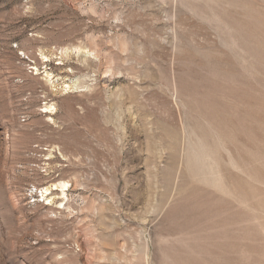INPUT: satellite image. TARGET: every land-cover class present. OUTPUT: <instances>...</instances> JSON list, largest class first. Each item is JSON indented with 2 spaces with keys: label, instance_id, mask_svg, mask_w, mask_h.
I'll list each match as a JSON object with an SVG mask.
<instances>
[{
  "label": "rangeland",
  "instance_id": "374dc122",
  "mask_svg": "<svg viewBox=\"0 0 264 264\" xmlns=\"http://www.w3.org/2000/svg\"><path fill=\"white\" fill-rule=\"evenodd\" d=\"M0 264H264V0H0Z\"/></svg>",
  "mask_w": 264,
  "mask_h": 264
},
{
  "label": "bare ground",
  "instance_id": "6f19581e",
  "mask_svg": "<svg viewBox=\"0 0 264 264\" xmlns=\"http://www.w3.org/2000/svg\"><path fill=\"white\" fill-rule=\"evenodd\" d=\"M52 109L53 107L51 105L45 106V113H51L52 114ZM11 135V132H9L8 130H6L4 138H8ZM68 183L65 181H60L58 184H55L52 188L53 189H58L61 193V198H63L65 196V190L67 187ZM50 187H42L39 189L40 193L42 196H47L48 194H50ZM50 198V197H49ZM51 199V198H50ZM51 201V200H50ZM49 201V202H50Z\"/></svg>",
  "mask_w": 264,
  "mask_h": 264
}]
</instances>
